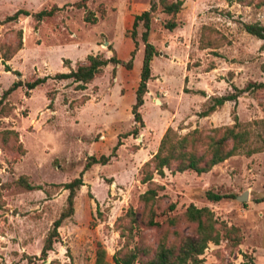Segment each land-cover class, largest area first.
<instances>
[{"label": "rangeland", "instance_id": "374dc122", "mask_svg": "<svg viewBox=\"0 0 264 264\" xmlns=\"http://www.w3.org/2000/svg\"><path fill=\"white\" fill-rule=\"evenodd\" d=\"M79 1L0 0V22L18 10L32 15L61 8L41 23L22 16L0 25V100L13 83L23 84L0 104V264H94L98 243L111 261L126 245L117 220L129 208L142 213L139 195L148 186L140 183V169L157 152L168 128L179 136L195 129L209 134L233 125L236 114L255 133L262 131L254 122L264 120V89L247 92L208 117L199 116L209 97L264 83V45L242 28L243 23L264 26V6L257 7L256 0H182L173 31L164 29L168 16L156 0L149 42L159 54L151 63L152 79L140 109L144 127L136 137L127 134L135 125L131 107L144 29L137 28V48L130 30L134 16L148 10L150 0H89L81 9L74 6ZM87 12L95 15V24L85 21ZM19 42V49L4 61L7 50L12 52ZM204 45L210 47L202 49ZM134 49L131 70L110 64L84 90L72 80L52 78L75 70L89 55L129 61ZM43 77L49 78L27 91L26 83ZM85 98L89 100L83 104ZM245 151L200 176L167 170L164 178L155 175L154 182L164 186L156 204L161 227H140L141 243L154 249L163 235L176 241L173 231L191 235L194 226L181 219L182 213L190 204L207 206L219 222L239 227L243 241L233 252L225 242L209 244L205 264H264V202L258 203L264 197V152L247 156ZM102 155L110 161L84 173L74 215L59 228L47 261L35 259L66 206L68 191L60 185L78 178L90 156ZM20 177L41 189L19 186ZM207 191L224 198L211 203L205 199ZM243 193L247 200L240 202L237 197ZM169 202L177 205L173 213L166 210ZM172 216L179 217L178 224L168 227L165 221Z\"/></svg>", "mask_w": 264, "mask_h": 264}, {"label": "trees", "instance_id": "16d2710c", "mask_svg": "<svg viewBox=\"0 0 264 264\" xmlns=\"http://www.w3.org/2000/svg\"><path fill=\"white\" fill-rule=\"evenodd\" d=\"M89 0H81L74 4L77 8H86V2ZM229 4L237 2L240 4H253V0H227ZM158 5L161 6L162 12L168 16L164 21L163 27L165 30L173 31L178 27L176 16L183 7L182 0H158ZM256 6H264V0H256ZM61 8L53 6L50 9H43L37 13L30 14L25 10H18L13 15L6 17L0 22V25L14 23L23 17L32 16L36 23H41L45 19L54 17ZM157 10L156 0H150L149 9L141 14L134 16L130 37L135 48H137V28L139 25L144 29L141 40L143 43V59L140 69L139 83L135 91V102L131 107V114L134 120V128L127 136L136 137L139 130L144 127L143 119L140 113L141 107L144 105V97L148 92L147 85L152 79L151 63L155 56L159 53L155 47L149 42V33L151 28V19ZM86 22L95 24L97 18L92 12H87L84 17ZM243 31L252 37L262 41L264 45V26L259 23H243ZM20 36V35H19ZM20 47V42L17 47L7 50V54L3 58L8 61L11 55ZM210 46L204 45L202 49ZM135 49L131 51V59L122 61L115 56L105 58L101 55H89L84 64L77 65L75 70L67 73H56L53 75L54 80H72L78 84L79 89L84 90L86 86L94 81L95 78L103 75V70L108 65H120L126 70H131L133 67V58ZM64 66H66L64 64ZM6 71H10L5 67ZM49 77L38 78L32 82L25 84L27 91L35 89L37 86L44 84ZM23 84L21 81H16L4 93L3 98L9 96L17 88ZM264 89V83L248 85L245 89H234L233 93L220 97H209L205 103L203 110L199 116L204 118L214 113L218 108L222 107L227 102H236L239 97L247 92ZM187 92V91H185ZM195 94H203L195 92ZM0 100V104H1ZM89 100L85 98L83 104ZM234 124L231 126H223L212 129L209 134H203L195 129L192 132L179 136L173 129L168 128L161 138L157 152L146 161L140 169V183L147 185L145 192L139 195V202L143 206L142 213H138L136 209L129 208L126 213L121 216L117 222V227L120 229V236L126 238V245L123 249L117 251L111 261L107 259V253L104 247L98 243L95 250L94 264H205L204 253L208 249L209 244L219 246L222 242L233 252L238 248L243 241L241 229L237 226H228L224 222H219L215 217L214 212L207 206L197 207L194 204L188 205L181 215V219L193 225V233L187 236H180L177 231H173L176 241H169L167 235H163L154 249L144 245L141 240L139 231L140 227L144 228H159L156 204L162 198L160 195L164 191V186L154 182V176L160 178L165 177V171L170 173H185L193 172L200 176L209 173L215 166L225 162L231 157L237 156L242 151H245L247 156L264 152V120L254 122V125H260L262 131L255 133L250 123H241L236 114L233 116ZM12 136L18 137L14 131H10ZM119 146V144H117ZM117 146L114 148L115 152ZM115 155H112L114 157ZM110 161V157L104 155L96 158L90 156L78 178H74L68 183L61 184L60 187L68 191L66 206L53 222L50 231L44 239L43 246L38 257L35 259L43 262L47 261V256L53 250V246L59 239V228L63 223L74 215L75 197L84 185L83 175L94 165H106ZM17 184L27 190L35 188L27 182L26 177H20ZM205 199L211 203H217L224 196L215 194L211 191L205 193ZM259 202H264V197ZM176 203L169 202L166 210L173 213L176 210ZM178 216H172L166 219L168 227H175L178 224ZM122 221V224L119 222ZM126 221V223H123ZM139 238L137 243L135 239ZM129 242H132V247H129ZM31 260V259H29ZM51 264V263H50ZM253 264V263H251Z\"/></svg>", "mask_w": 264, "mask_h": 264}, {"label": "water", "instance_id": "95a60500", "mask_svg": "<svg viewBox=\"0 0 264 264\" xmlns=\"http://www.w3.org/2000/svg\"><path fill=\"white\" fill-rule=\"evenodd\" d=\"M237 200L240 202H245L247 200V193H243L241 196L237 197Z\"/></svg>", "mask_w": 264, "mask_h": 264}]
</instances>
